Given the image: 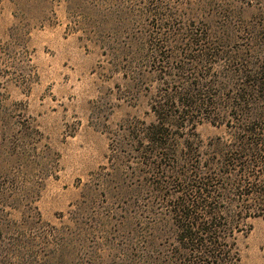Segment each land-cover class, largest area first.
<instances>
[{"label": "rangeland", "instance_id": "1", "mask_svg": "<svg viewBox=\"0 0 264 264\" xmlns=\"http://www.w3.org/2000/svg\"><path fill=\"white\" fill-rule=\"evenodd\" d=\"M162 1L0 0V264H135L145 210L159 207L111 145L121 125L149 119L159 83L123 80L118 49L143 48ZM173 1L185 13L211 0ZM250 223L241 263L264 264V219Z\"/></svg>", "mask_w": 264, "mask_h": 264}, {"label": "trees", "instance_id": "2", "mask_svg": "<svg viewBox=\"0 0 264 264\" xmlns=\"http://www.w3.org/2000/svg\"><path fill=\"white\" fill-rule=\"evenodd\" d=\"M162 4L143 48L118 49L123 80L159 83L149 119L121 125L111 145L134 164L133 190L159 207L145 210L152 219L134 261L242 264L237 235L264 219V0H211L185 13ZM246 8L255 11L243 19ZM202 124L220 134L203 140Z\"/></svg>", "mask_w": 264, "mask_h": 264}]
</instances>
